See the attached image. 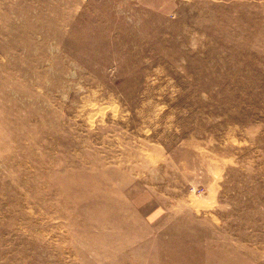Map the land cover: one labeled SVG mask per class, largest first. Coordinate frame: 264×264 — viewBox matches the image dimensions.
<instances>
[{
	"label": "rangeland",
	"instance_id": "374dc122",
	"mask_svg": "<svg viewBox=\"0 0 264 264\" xmlns=\"http://www.w3.org/2000/svg\"><path fill=\"white\" fill-rule=\"evenodd\" d=\"M0 264H264V0H0Z\"/></svg>",
	"mask_w": 264,
	"mask_h": 264
}]
</instances>
